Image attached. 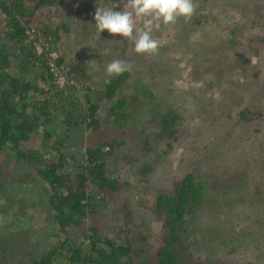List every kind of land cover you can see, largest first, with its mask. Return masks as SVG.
Returning <instances> with one entry per match:
<instances>
[{"label": "trees", "instance_id": "trees-1", "mask_svg": "<svg viewBox=\"0 0 264 264\" xmlns=\"http://www.w3.org/2000/svg\"><path fill=\"white\" fill-rule=\"evenodd\" d=\"M81 1L0 0V158L7 162L0 166V211L5 203L9 211L8 191L15 182L38 179L44 189V208H48L46 219L57 237L53 244L36 243L38 247L32 249L13 244L10 249L7 240L15 237H4L0 239V264H264V175L257 177L256 165L240 167L243 158L237 155L230 164L227 157L231 156L223 154L199 166L205 148L213 142L201 149L196 146L194 161L176 179L158 177L147 188L139 183L143 193L131 199L133 204L129 202L128 188L136 183L117 173L119 147L125 140L114 136L99 141L97 133L109 127L112 132L128 134L132 118L150 115L149 128L141 131L145 152L151 150L147 138L152 132L165 141L163 153H167L180 141L181 127H189L186 116L171 102L174 98L162 103L168 91L159 93L163 83L152 77L159 79L171 72L170 67H156L164 60L158 59L155 72L150 68L135 78L139 63H129L127 47H111L116 36L111 37L107 54L98 50L101 43L97 39L92 42L95 57L73 50L82 44L77 37L82 34L78 11L86 24L83 40L93 30L91 18L96 9H83ZM98 1H105L106 6L109 1L111 7L118 5L115 11L123 10L121 0ZM201 1L194 13L208 20V0ZM234 1L222 0L221 5ZM255 3L257 12L264 13V3ZM237 25L228 27L230 48L243 45L263 64L264 32L247 27L243 33ZM70 38L73 45L68 43ZM66 45L71 46L69 50L63 48ZM235 52L228 65L240 71L232 87L248 89L247 93L259 90L264 95V73L247 78L252 59ZM117 59L131 70L107 77L103 73L107 64ZM60 74L66 78L63 84L58 81ZM213 88L218 99L209 97L203 104L211 103L207 113L223 111L242 142L252 141L247 135L251 126L252 131L264 132L262 103L248 104L234 113L230 106L238 94L226 96ZM221 139L217 143L222 144ZM259 143L264 149V137ZM151 168L144 167L141 173ZM19 171L23 177L16 178ZM120 211L124 212L123 219L118 217L123 223L116 234L108 232L103 218ZM140 211L147 218L133 238L129 234L133 214ZM151 223L158 227L156 232L149 231Z\"/></svg>", "mask_w": 264, "mask_h": 264}, {"label": "rangeland", "instance_id": "rangeland-1", "mask_svg": "<svg viewBox=\"0 0 264 264\" xmlns=\"http://www.w3.org/2000/svg\"><path fill=\"white\" fill-rule=\"evenodd\" d=\"M252 1L254 4L251 3ZM256 1L259 0H235L232 5L230 2L222 6V0H208L205 2L206 8L210 11L208 20L200 18L196 12L193 14L191 20H185L182 23L180 19H178L175 24L165 26L159 23L153 26L151 35L160 45L158 52L153 56L135 53L133 51L134 45L127 40H123L120 36H116L114 45H111L110 39L112 36L107 33V30L101 34L97 32L94 15L91 18L93 24V37L89 36L83 40V31L86 28V24L84 23V17L81 16V11L77 12L78 21L81 23L79 30L82 31V34L77 33V37H81L82 44L75 48L72 46L73 50H76V52L80 50L87 51V53L91 52L92 55H90V57H95L92 52V50L95 49L94 47H96L95 43L92 44L95 39L100 41L97 42V44L101 43V47H99L98 50H103L106 54L109 51L107 45H111L115 50L125 46L127 47L129 63L134 64L137 61L139 63V66L135 64V69L137 70V74L134 76L135 78H139V72L144 70L148 71L150 68L155 72V63L158 59L164 60V64H157L156 67L159 70L170 67L169 71L171 72L168 75L162 74L159 79L156 78V76H152L157 79V82L161 81L159 83H163V87H160L159 90L161 91L159 93L168 91L166 94L167 99L165 98L161 101L164 104L166 100L169 102L174 98V101L171 102L175 103L174 106L181 112L182 116H186V122L189 128L181 127L180 141L175 143L174 147L167 153H163V149H167L165 141L155 136L152 132L148 134L147 138L151 150L145 152L144 145L146 140L142 137L143 134L141 135V131L145 129L143 127L149 128L147 125L149 123L146 121L151 118L150 115L142 116L137 119L132 118L129 122L131 126L128 127V131L130 132L128 134L123 135L118 133L116 129L112 132L109 127L97 133L99 141L114 136L118 139L125 140V144L119 147L121 149V155L119 154L120 157L118 162H120V165L117 167V173L127 177L131 183H136L135 187L128 188L127 194L129 195L127 197L129 202L132 203L131 199H134V196L143 193L142 190H140L142 186L147 188V185L156 184L158 177H160L161 180H166L168 177V179L172 181L176 179L178 175L181 176L184 169L188 168V165L194 161L196 146L201 149L204 147L203 145H209V141L213 143L205 148L202 158L198 161L199 166H204L208 162H213L215 161L214 159L223 154L231 156V158L227 157V163L230 164L235 160L232 157L237 155L243 158L240 167L242 166L243 169H247L251 165H256L259 169V172L256 174L257 177L260 179V176L264 175V165L261 164L264 149L261 147V143H259L264 137V132L260 130L259 132L252 131L253 126H251L252 129L248 130L247 135L251 137L252 141H246L247 143H245V141L242 142V139L239 138L238 130H234L235 128L229 125L228 118L223 117V111H216L215 109L216 113H207V109H210L209 106L211 103L207 106L203 105L210 101L209 97L214 98L213 93L215 89L213 87L215 86L218 90L222 91L221 93H223V95L227 96L230 92L238 94V98L232 100L233 102L231 104L233 106H230V109H233L232 111L234 113H237L242 107L248 104L262 103L261 105H264V102H261V99H264V95L260 94L261 91L254 90V93H247L248 89L235 88L234 85L232 87V80L235 74L240 70L230 68L228 65L231 58L237 55L235 52V50H237L239 56L245 57L247 54L249 58L252 59L249 65H252V63L253 65L249 68V72L245 73L248 76L247 78L264 73V63L262 64L260 62V58H256L259 56H255L251 52L249 53L247 47L243 45L235 46L232 50L227 42L228 27L234 25V23L239 24L237 27L239 31L243 33H245L247 27H253V30L264 32V13L260 14L257 12L258 8L257 5H255ZM261 1L264 3V0ZM199 2L202 1L193 0L195 6L198 5L197 3ZM112 3L113 2H111V4ZM81 4L83 9L86 7L96 9L98 6L101 8L110 6L109 1L106 6L105 1L97 2V0H82ZM262 12H264V10ZM137 28H142V24H138ZM72 39H69V41H71L68 42L70 45L73 43ZM70 47L71 46L66 45L63 48L69 50ZM52 55H55V53ZM261 60L264 62L263 59ZM103 73L105 74V72ZM95 74L96 71H94L93 76ZM242 75L245 76L244 73H242ZM58 81L63 84L66 81L65 76L60 74L58 76ZM210 81L214 83L209 85ZM248 95L251 96V98L248 97ZM243 97L247 100L237 101ZM216 99H218V97L214 98V100ZM205 107L207 108L204 109ZM216 116L220 119H217ZM136 121L138 122V127L135 125ZM259 122H262V120H259ZM153 127L156 126L154 125ZM223 136H225L226 139H221ZM218 139L223 140L222 144L217 143ZM130 150L137 153V157L135 156L136 158L131 156ZM145 154L149 155V159H146ZM211 156V159L205 160V157ZM0 159V166H5L7 162L2 158ZM147 165L152 167L151 172L142 174V170L144 167H148ZM230 167L231 166L227 167L226 170H230ZM21 174L22 172L19 171L15 177H23ZM141 178H143L142 181ZM139 183L142 184V186ZM257 183L261 184L258 181ZM8 194L10 196V201L8 202L9 211L7 210L6 213L5 207L7 203L4 204L5 206L1 207L0 211V239L8 237L9 235L12 236L13 234L15 239L7 240L10 242V245H7L10 249L12 244L16 246H27L32 249L38 247L35 246L36 243H44L45 245L47 242L51 244L55 243L57 241V237L53 235L55 230L51 232L53 227L46 219L48 216V208L45 209L43 205L44 189L42 183L38 181V179L29 177L26 181L15 182L11 189H9ZM4 208L5 212H3ZM123 215V211L113 212L111 215L103 218L106 226L105 228L108 232L117 233L119 228L118 225L123 223V220H121L124 217ZM146 216L145 211L133 214V221L131 222L133 229L129 233L131 237L135 238L139 233L141 227L144 226L142 222L146 220ZM157 229L158 227L151 223L149 231L156 232ZM227 264L235 263L228 262Z\"/></svg>", "mask_w": 264, "mask_h": 264}, {"label": "clouds", "instance_id": "clouds-1", "mask_svg": "<svg viewBox=\"0 0 264 264\" xmlns=\"http://www.w3.org/2000/svg\"><path fill=\"white\" fill-rule=\"evenodd\" d=\"M122 11L113 7H97L94 13L95 27L99 34L107 30L110 36H120L134 45L137 54L153 56L158 52L159 42L151 35L153 26L162 23L175 24L179 18L191 20L195 12L193 0H121ZM142 24V28H137ZM130 65L122 60H113L105 68L107 77L129 72Z\"/></svg>", "mask_w": 264, "mask_h": 264}]
</instances>
